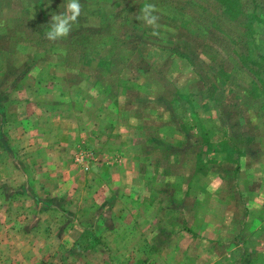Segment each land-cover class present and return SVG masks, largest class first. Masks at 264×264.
Returning a JSON list of instances; mask_svg holds the SVG:
<instances>
[{
	"label": "rangeland",
	"instance_id": "1",
	"mask_svg": "<svg viewBox=\"0 0 264 264\" xmlns=\"http://www.w3.org/2000/svg\"><path fill=\"white\" fill-rule=\"evenodd\" d=\"M69 3L0 0V264H264V0Z\"/></svg>",
	"mask_w": 264,
	"mask_h": 264
},
{
	"label": "crops",
	"instance_id": "2",
	"mask_svg": "<svg viewBox=\"0 0 264 264\" xmlns=\"http://www.w3.org/2000/svg\"><path fill=\"white\" fill-rule=\"evenodd\" d=\"M137 167H138V166H137ZM166 169H170V168H167V167H166ZM137 170H138V171H142V172L144 171V170L142 169V167H138ZM162 171H163V169H162ZM145 182H146V183L143 182V186H141V187L144 188V187L150 186L152 189H150V190L148 191L147 196H144V195H143V191H144V189L139 188L140 193H141V192H142V193H141V194L136 193L134 199H135V201H136L138 204H141L142 206L146 205L145 208L150 207V209H151V213H150V214H151V221H152V224H151V227H150V228H151L152 231L148 230L147 225L144 227V224L141 223V224H140V234L143 235V233L146 232V230H148L147 236H149V237L151 238V240L155 242V240H156V239H154V236H155V235H157V236H160V235H166V236H168L169 233H170V229H168V228L165 229L164 226H161V228H160L159 224L157 225V224H155V223H153V222L156 220V218L158 217L160 211L162 210L163 204H166V203H167L168 201H170V200L174 201L175 196L170 197V198L168 199V201L163 202V201H161L160 196H162V195H164V194L160 193L158 190H154L155 187H156L155 184L150 183V182H153V181L147 179L146 176H145ZM170 187H172V185H171ZM148 188H149V187H148ZM156 188H158V187H156ZM167 198H168V197H167ZM190 198H192L193 200H195V199H194V196H192V195H190V194H184V193H182V195H180V196L177 197L176 199H177L178 202H179V201L182 202V206L185 208V206L188 205V204H194V203H191V199H190ZM157 200H158V201H157ZM159 200H160L162 203H160ZM222 201H223V199H222L221 201H217L218 203H220L219 206H221V207H222ZM194 202H195V201H194ZM144 211H145V212H149V210H146V209H144ZM145 212H143V213H145ZM201 215H204V214H201ZM142 218L145 219L146 217L142 215ZM212 219H213V218H211V220H212ZM206 229H207V228H206ZM202 233H203V232H202ZM144 234L146 235V233H144ZM184 234L192 235V233H191L190 231H189L188 233H187V232H184ZM146 242H147V244H148V241H146ZM182 243H185V242L183 241ZM148 245H149V244H148ZM152 246H153V245H152ZM152 249H154V248H152ZM166 249H167V251L173 249V245H171V246H166ZM182 251L184 252L183 249H182Z\"/></svg>",
	"mask_w": 264,
	"mask_h": 264
},
{
	"label": "clouds",
	"instance_id": "3",
	"mask_svg": "<svg viewBox=\"0 0 264 264\" xmlns=\"http://www.w3.org/2000/svg\"><path fill=\"white\" fill-rule=\"evenodd\" d=\"M67 11L71 15L61 16L56 15L52 17V28L49 32L46 33V38L55 41L60 38H66L71 31V23L75 22L81 14V5L79 0H70V3L67 5ZM156 11L155 5L146 4L142 9L143 16H138L137 19H143L148 25L158 26L156 24L158 17L152 15ZM157 33H153L156 35Z\"/></svg>",
	"mask_w": 264,
	"mask_h": 264
}]
</instances>
